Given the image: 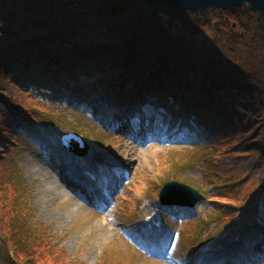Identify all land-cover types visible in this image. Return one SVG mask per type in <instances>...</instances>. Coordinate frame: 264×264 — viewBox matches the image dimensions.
Wrapping results in <instances>:
<instances>
[{
  "label": "trees",
  "instance_id": "obj_1",
  "mask_svg": "<svg viewBox=\"0 0 264 264\" xmlns=\"http://www.w3.org/2000/svg\"><path fill=\"white\" fill-rule=\"evenodd\" d=\"M40 97L112 117L147 103L197 130L192 152L210 159L201 179L217 215L179 247L185 255L206 235L212 246L243 233L264 204V16L245 4L191 13L140 0H0V236L15 235L10 264H48L58 251L51 227L29 213L22 221L29 189L12 157L19 130L54 124L57 109ZM262 252L264 228L226 256L249 264Z\"/></svg>",
  "mask_w": 264,
  "mask_h": 264
},
{
  "label": "rangeland",
  "instance_id": "obj_2",
  "mask_svg": "<svg viewBox=\"0 0 264 264\" xmlns=\"http://www.w3.org/2000/svg\"><path fill=\"white\" fill-rule=\"evenodd\" d=\"M162 15L166 18L165 13ZM40 101L49 103L44 98ZM142 108L141 112L154 118L151 106ZM56 109L59 113L53 114L52 127L36 125L19 133L22 142L12 156L29 189V197L22 199V221L29 213L32 222L51 227L59 243L58 251L46 259L48 264H53L51 257L67 264H209L229 250L247 249L254 232L264 227L263 204L242 235L212 246L204 244L206 235L197 251L198 262L184 263L181 247L217 212L206 197L193 206L179 207L180 212L170 207L165 211L155 193L171 179L195 187L202 195L207 191L201 176L203 160L210 159L194 157L192 152L203 137L197 130L180 128L157 117L153 123L146 119L150 128L143 129L135 139V134L118 131V124L112 126L110 116L91 112L87 104L64 101ZM164 122L168 123L161 129ZM66 131L79 133L89 141L85 156L75 157L62 147L60 136ZM67 171L78 173L81 183L75 176L66 179ZM77 187L91 196L79 193ZM191 221L195 223L189 224ZM14 237L10 236L11 241ZM10 239L0 240V264H10L3 257L11 249ZM14 257L24 260L16 253ZM261 258L264 260V253Z\"/></svg>",
  "mask_w": 264,
  "mask_h": 264
},
{
  "label": "water",
  "instance_id": "obj_3",
  "mask_svg": "<svg viewBox=\"0 0 264 264\" xmlns=\"http://www.w3.org/2000/svg\"><path fill=\"white\" fill-rule=\"evenodd\" d=\"M146 8H158L163 6L172 12H191L199 13L208 8L229 7L240 8L246 4L250 9L264 16V0H140ZM116 10V6H112L111 13ZM166 24L171 27L173 19L168 16L165 20ZM63 145L77 154H84L88 148L86 142L81 136L74 133H67L61 137ZM202 196L193 188L176 180L168 181L163 184L159 192V199L162 203L193 205Z\"/></svg>",
  "mask_w": 264,
  "mask_h": 264
},
{
  "label": "bare ground",
  "instance_id": "obj_4",
  "mask_svg": "<svg viewBox=\"0 0 264 264\" xmlns=\"http://www.w3.org/2000/svg\"><path fill=\"white\" fill-rule=\"evenodd\" d=\"M74 175H75V173H70L69 171H67V174L65 175V178L69 180L70 178L74 177ZM95 188L96 187H94V190H95Z\"/></svg>",
  "mask_w": 264,
  "mask_h": 264
}]
</instances>
